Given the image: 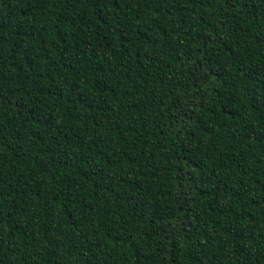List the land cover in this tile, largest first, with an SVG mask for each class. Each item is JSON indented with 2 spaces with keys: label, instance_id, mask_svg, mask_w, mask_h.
<instances>
[{
  "label": "trees",
  "instance_id": "trees-1",
  "mask_svg": "<svg viewBox=\"0 0 264 264\" xmlns=\"http://www.w3.org/2000/svg\"><path fill=\"white\" fill-rule=\"evenodd\" d=\"M0 264H264V0H0Z\"/></svg>",
  "mask_w": 264,
  "mask_h": 264
}]
</instances>
